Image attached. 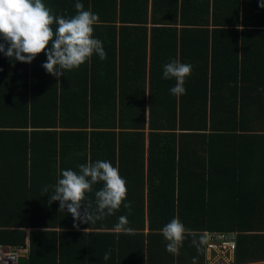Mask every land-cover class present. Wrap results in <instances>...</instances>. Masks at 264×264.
<instances>
[{
	"label": "trees",
	"instance_id": "trees-1",
	"mask_svg": "<svg viewBox=\"0 0 264 264\" xmlns=\"http://www.w3.org/2000/svg\"><path fill=\"white\" fill-rule=\"evenodd\" d=\"M44 2L56 15L76 14L77 0ZM79 2L99 15L94 35L105 60L93 55L58 83L40 66L46 54L28 64L0 53V243L28 239L19 264H192L193 257L204 264L205 244L198 251L192 239L204 230H231L237 231L234 263L257 264L264 259L261 0H151L150 10L149 0ZM176 58L193 66L180 97L170 93L175 79L163 78L164 65ZM243 135L262 153L255 161L263 178L250 191L228 187L233 174L224 173L240 161L231 151L239 152ZM89 160L110 161L127 181L134 235L114 231L118 217L128 215L123 206L78 230L58 201L49 205L52 190H42L56 183L58 169L78 172ZM245 210L251 218L234 219ZM173 218L191 230L179 256L166 251L160 231Z\"/></svg>",
	"mask_w": 264,
	"mask_h": 264
},
{
	"label": "clouds",
	"instance_id": "clouds-1",
	"mask_svg": "<svg viewBox=\"0 0 264 264\" xmlns=\"http://www.w3.org/2000/svg\"><path fill=\"white\" fill-rule=\"evenodd\" d=\"M264 8V0L259 5ZM76 14L69 18L56 15L44 0H0V53L10 60L31 64L41 53L47 60L42 67L58 81L66 71L78 70L89 62L93 55L103 61L107 58L103 42L94 35L95 26L100 23L99 15L85 10L77 0ZM55 27V30L53 26ZM49 45L51 47H49ZM193 66L182 63L179 58L166 63L163 68L164 79H175L170 93L176 97L187 94L186 78L192 75ZM79 171L58 169L54 185H46L43 193L52 190L49 205L59 202V212L70 213L79 230L80 224H95L108 216L115 215L123 208L128 215L118 217L114 226L116 233L134 235L128 216L132 215L131 202L127 200V181L121 176L119 168L110 161L89 160L78 166ZM103 182L99 190L94 185ZM94 193V201L90 194ZM95 205V206H94ZM88 230L84 229V233ZM167 241L166 251L179 256L180 249L191 230L179 218H173L160 230ZM207 242L206 236L192 239L199 251ZM111 258V249L105 254V261ZM146 259V258H145ZM192 264H198L193 257Z\"/></svg>",
	"mask_w": 264,
	"mask_h": 264
},
{
	"label": "crops",
	"instance_id": "crops-1",
	"mask_svg": "<svg viewBox=\"0 0 264 264\" xmlns=\"http://www.w3.org/2000/svg\"><path fill=\"white\" fill-rule=\"evenodd\" d=\"M150 7H151V0H149V10H150ZM176 25H177V27H180V24H176ZM150 27H151L150 23H147L148 35H150ZM147 48H149L148 45H147ZM5 60H7V59L5 58ZM40 66H42V63L40 64ZM69 72L71 73V71H69ZM69 72H67V74ZM73 73H74V71H73ZM58 83H59V81H58ZM143 87L145 88V92H144V97L141 98V101L143 103H145V109H146V113H145L146 119H145V129H144V133H145V135H144V150H145V182H147L146 165H147V155H148L147 151H148V144H149V142H148V133H149V128H148V126H149V124H148L149 104H148V102H149V87H150L149 83H148V78L144 82ZM116 130L118 131L120 129L116 128ZM176 132H180V131L177 130ZM208 132H209V130H208ZM238 137H236V138H238L237 141H240V143H242V145H240V144L237 145V147L239 148V152H236V148L234 149V146H233V148H232L233 150L231 152H232V156L236 155V153L239 154L236 156V158H240V161H237V165H234L235 163L230 164V165L229 164L226 165L225 172L224 171L223 172L233 174L232 179L230 178V180H229L230 183H227V181L225 180L226 185H228V187L233 186L235 188L238 187V189H240L239 187L243 186L245 189H248V191H250V189L255 188V186L258 183V179L261 180L263 178L261 176L260 171H259L260 176L258 175V168L256 166V161H255L257 159V157L261 156L262 153L261 152L257 153L256 144H255L256 141L253 137H246L245 135H243L241 137L238 136ZM186 141H187V139H186ZM234 150H235V152H234ZM205 155H206V153H205ZM239 162L241 163V165H238ZM217 173H219V172H217ZM224 173H222V174L225 175ZM185 177H187L186 172H185ZM216 179L218 180L219 178L216 176L213 179H211V182L212 181L214 182ZM219 184L221 186H223L224 180H219L217 185H219ZM224 186H225V184H224ZM145 187H146V185H145ZM225 187L227 188V186H225ZM248 210H245V212L241 215H238V213H235L234 219L244 220L245 218H247V219L251 218L252 215H251V213H249ZM253 215H254L253 219H255V217H257V214L253 213ZM262 217H264V215H262ZM25 230L28 232L29 228H25ZM27 241H28V239H27ZM28 243H29V241H28Z\"/></svg>",
	"mask_w": 264,
	"mask_h": 264
},
{
	"label": "built area",
	"instance_id": "built-area-1",
	"mask_svg": "<svg viewBox=\"0 0 264 264\" xmlns=\"http://www.w3.org/2000/svg\"><path fill=\"white\" fill-rule=\"evenodd\" d=\"M207 242L204 247V264H235L237 231L204 230ZM29 243L22 245L0 243V264H19L20 259L27 257ZM264 264V259L256 262Z\"/></svg>",
	"mask_w": 264,
	"mask_h": 264
}]
</instances>
